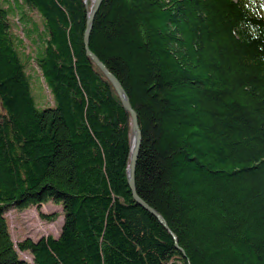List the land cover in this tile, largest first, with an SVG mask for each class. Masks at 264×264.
I'll return each mask as SVG.
<instances>
[{
    "label": "trees",
    "instance_id": "16d2710c",
    "mask_svg": "<svg viewBox=\"0 0 264 264\" xmlns=\"http://www.w3.org/2000/svg\"><path fill=\"white\" fill-rule=\"evenodd\" d=\"M23 2L40 22L0 0V264H264V0H103L93 23L138 115L137 192L185 254L129 186L132 116L86 54L85 0ZM49 201L60 235L16 244L7 211Z\"/></svg>",
    "mask_w": 264,
    "mask_h": 264
},
{
    "label": "rangeland",
    "instance_id": "374dc122",
    "mask_svg": "<svg viewBox=\"0 0 264 264\" xmlns=\"http://www.w3.org/2000/svg\"><path fill=\"white\" fill-rule=\"evenodd\" d=\"M16 1H18L19 4L23 5V9L26 10L29 14H31L37 21H41V15L39 16L38 13L34 10H29V7L24 4L23 0H12V3ZM93 2L94 0H89V4H87L89 11L92 8ZM20 9H22V7ZM11 20L13 22V31L15 32V34L20 37H24L23 30L21 29L18 22V16H12ZM28 41V39H25V50L27 54H31L33 52V47L29 44ZM30 64L31 67L30 71L28 72L33 75L32 90L35 96L36 105L39 108L55 106L56 102L54 96L51 93V90L47 87V84L45 83L42 73L39 70L37 64L32 61ZM42 214H57V217L54 221H50L48 220V218H43ZM7 215L10 221L11 232L13 234L16 244L20 240L27 237H31L34 240L48 235L58 237L61 233L62 226L64 223L63 206L53 201H49L41 205L30 206L23 210L11 208L7 211ZM22 255L23 257L32 261V258L28 254L23 253Z\"/></svg>",
    "mask_w": 264,
    "mask_h": 264
},
{
    "label": "water",
    "instance_id": "95a60500",
    "mask_svg": "<svg viewBox=\"0 0 264 264\" xmlns=\"http://www.w3.org/2000/svg\"><path fill=\"white\" fill-rule=\"evenodd\" d=\"M89 0H85L86 4H88ZM103 0H94L92 3V8L89 11L88 19H87V29L84 34V43H85V50L86 54L88 57H90L104 72V74L109 78V80L112 82L114 85L117 93L119 94L123 105L127 112L132 116V124H133V144H132V153H131V160L130 164L128 166V179H129V186L132 190L134 198L149 212H151L154 216L158 218V220L163 224L164 227L169 228L168 223L166 219L153 207L149 206L146 202H144L136 188V182H135V175H136V166H137V161L140 153V147H141V142H142V132L139 126V121H138V115L130 101V98L128 97L122 83L120 80L109 70V68L106 66V64L100 60V58L91 50L90 48V35H91V30L93 27V23L96 17V14L98 10L101 7ZM172 233L173 237L175 238L176 241V246L179 248L184 254L185 251L182 247L179 246L178 240L175 236V234L170 230Z\"/></svg>",
    "mask_w": 264,
    "mask_h": 264
},
{
    "label": "bare ground",
    "instance_id": "6f19581e",
    "mask_svg": "<svg viewBox=\"0 0 264 264\" xmlns=\"http://www.w3.org/2000/svg\"><path fill=\"white\" fill-rule=\"evenodd\" d=\"M88 4H89V1H88Z\"/></svg>",
    "mask_w": 264,
    "mask_h": 264
}]
</instances>
